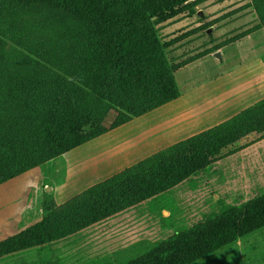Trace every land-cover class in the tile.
Wrapping results in <instances>:
<instances>
[{
    "label": "trees",
    "instance_id": "1",
    "mask_svg": "<svg viewBox=\"0 0 264 264\" xmlns=\"http://www.w3.org/2000/svg\"><path fill=\"white\" fill-rule=\"evenodd\" d=\"M197 1L0 0V185L177 100L178 68L158 26L194 12ZM250 4L259 21L252 31H264V0ZM263 139L264 99L62 204L48 194L39 221L0 241V264H50L53 245L142 204L161 205ZM262 229L264 190L89 264H194Z\"/></svg>",
    "mask_w": 264,
    "mask_h": 264
},
{
    "label": "rangeland",
    "instance_id": "2",
    "mask_svg": "<svg viewBox=\"0 0 264 264\" xmlns=\"http://www.w3.org/2000/svg\"><path fill=\"white\" fill-rule=\"evenodd\" d=\"M250 2L198 0L194 12L182 11L158 26V36L170 45L167 60L178 68L180 99L33 169L18 185L23 189L17 197L22 210L17 231L40 220L48 194L62 204L149 154L228 118L227 112H214L215 101L228 106L244 100L246 86L259 73L255 66L264 61V31H252L259 21ZM216 49L219 58L211 53ZM244 74L250 75L249 82L241 81ZM263 190L264 147L238 152L210 173L181 184L161 205L142 204L53 245L50 264H89L111 257L245 203ZM7 223L0 216V226ZM34 255L23 257L31 260ZM194 264H264V229Z\"/></svg>",
    "mask_w": 264,
    "mask_h": 264
},
{
    "label": "crops",
    "instance_id": "3",
    "mask_svg": "<svg viewBox=\"0 0 264 264\" xmlns=\"http://www.w3.org/2000/svg\"><path fill=\"white\" fill-rule=\"evenodd\" d=\"M257 67L256 71L259 73H256V75L253 77L254 80L252 82V85L249 84V86H246L245 88V96L246 98L242 101H239L237 103H232L228 106H226L225 104H223V102L220 101H215V108L216 110L214 112L217 113H229L231 114L228 118H226L225 120H221L220 122L213 124L207 128H204L202 131L209 129L211 127H214L230 118H232L233 116L237 115L238 113H240L241 111L245 110L246 108L252 106L253 104H255L256 102L264 99V61H260L257 63V65L255 66ZM250 75L249 74H244L241 77V81H245V82H249L250 81ZM250 98H253L252 100H248ZM180 99V97L178 98ZM177 99V100H178ZM176 101V100H175ZM217 103V104H216ZM146 116V115H145ZM144 118V116H142ZM141 117V118H142ZM140 117L121 126L122 128H126L127 126H131L132 124H134L137 120L141 119ZM120 128V127H119ZM118 130V129H116ZM115 130V131H116ZM199 131V132H202ZM197 132V133H199ZM195 133V134H197ZM193 134V135H195ZM192 136V135H191ZM190 136H187L183 139H186ZM181 139V140H183ZM179 140V141H181ZM176 141V142H179ZM256 147H264V139L247 147L244 150H241L240 152H246L247 150H251V149H255ZM150 155V154H149ZM32 172L28 171L25 174L16 177L2 185H0V216H3L5 219H7L8 223L7 225H1L0 226V241L16 234L17 231V224L19 222H21V202L17 199V197H21V190L23 189V187H18V185L24 180V178L26 176H28V174ZM7 217V218H6ZM9 218V219H8Z\"/></svg>",
    "mask_w": 264,
    "mask_h": 264
},
{
    "label": "water",
    "instance_id": "4",
    "mask_svg": "<svg viewBox=\"0 0 264 264\" xmlns=\"http://www.w3.org/2000/svg\"><path fill=\"white\" fill-rule=\"evenodd\" d=\"M199 15H201V12H199ZM207 34H210V30L207 31ZM215 57L216 58H219L220 57V54L218 52L215 53Z\"/></svg>",
    "mask_w": 264,
    "mask_h": 264
}]
</instances>
